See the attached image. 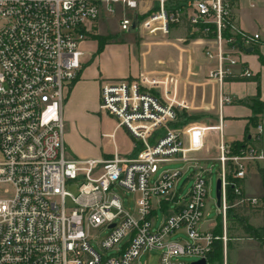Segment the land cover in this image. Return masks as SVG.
Listing matches in <instances>:
<instances>
[{"label": "built area", "instance_id": "1", "mask_svg": "<svg viewBox=\"0 0 264 264\" xmlns=\"http://www.w3.org/2000/svg\"><path fill=\"white\" fill-rule=\"evenodd\" d=\"M117 4L124 12L122 29H129L137 13L142 32L189 26L190 34L198 33L206 56L215 61L210 78L253 75L242 55L264 42V28L240 26L235 0H0V264H141V255L155 249L161 251L159 264H193L181 260L189 255L215 264L209 254L219 239L221 264H233L227 246L228 167L233 163V178L244 179L249 164L264 159V146L232 154L223 117L174 126L179 111L190 106L178 96V78L140 73L103 80L100 108L140 148L132 157L67 155L63 105L82 67L81 41ZM127 10H134L132 18ZM232 101L222 93L221 104ZM258 128L255 136L262 140V124ZM212 129L219 131L222 235L200 227L212 170L199 153ZM177 161L187 168L157 175L163 164ZM191 167L193 183L180 198L176 185ZM72 180L81 181L77 194L66 188ZM115 187L137 194L134 213L125 210ZM235 190L242 195L240 186ZM245 201L259 205L255 197ZM158 209L164 218L154 230ZM180 232L189 241L172 239Z\"/></svg>", "mask_w": 264, "mask_h": 264}, {"label": "crops", "instance_id": "2", "mask_svg": "<svg viewBox=\"0 0 264 264\" xmlns=\"http://www.w3.org/2000/svg\"><path fill=\"white\" fill-rule=\"evenodd\" d=\"M234 18L240 26L246 29L264 28V0H235ZM96 26L95 23V32L81 41V48L84 51L82 67L78 77L66 91L63 116L67 122L72 124V132H67L65 135L66 145L71 156L77 159H107L112 158L115 153L122 157H132L137 154L140 142L126 127L118 125V120L114 115L100 108L101 82L105 79L134 77L140 73L161 76L169 72L157 73L155 69H150L147 66L145 58L147 50L144 48V44L152 42L154 37L148 41L136 39L133 42L112 37L104 41L100 48V40L96 34L104 33H100ZM196 41L204 44L201 39H196ZM196 54L192 56L188 54L186 58L183 57L178 67L179 72H185V76L181 77L184 81L178 88V95L179 98L188 101L190 106L186 109L193 112L209 113L207 119L214 118L213 123H217L220 117H223L224 137L229 142L237 139L242 140L247 133L248 125L250 126V135L255 136L259 133L258 126L249 124L253 112L246 100L253 96H260L264 99V42L252 47L251 51L246 50L242 55L243 61L253 71L254 77L249 79L219 81L210 78L208 73L214 67L215 61L209 59L212 64L206 70L205 64H197L195 61ZM222 93L232 95L233 101L221 104ZM260 124H262L261 135L264 143V115ZM86 125L90 129L96 130V139L92 138L94 141L92 145L88 143L89 148H86L83 138L85 136L83 128ZM121 127L132 137L133 145L123 146L116 140L115 133ZM215 136L219 138V131L214 130L212 133L209 130L207 132L205 148L199 153L201 157L215 159L218 156L219 141L215 143ZM104 137H109L108 141H104ZM76 138L82 139V144H77ZM254 166L258 168L263 184L261 189L252 195L247 191V178ZM243 180V194L249 198H258L259 206H261L264 201V159L250 163L247 175ZM256 220L264 230V216H258ZM205 230L213 231L209 228ZM181 233L183 232L178 234ZM260 243L264 249V241ZM228 254L230 255V253Z\"/></svg>", "mask_w": 264, "mask_h": 264}, {"label": "rangeland", "instance_id": "3", "mask_svg": "<svg viewBox=\"0 0 264 264\" xmlns=\"http://www.w3.org/2000/svg\"><path fill=\"white\" fill-rule=\"evenodd\" d=\"M127 14L129 17H133L134 10H127ZM124 17V12L121 4L116 5V12L114 13H103L99 19L97 20L96 29L99 30L100 33L104 34H111L113 37L117 38L118 40L125 39L129 42H133L136 39L148 41L150 38L153 41L150 43H145L144 48H146V63L148 68L155 69L157 73L161 72H169L165 73L163 76L166 75H173L174 77L178 78V88L181 83H183V79L181 77L185 76V72L181 73L178 70L180 61L183 57H187L188 54L191 56L196 54L195 61L200 64H205V69L208 70L212 63H210L209 58H207L206 54L204 53V44H200L196 41L199 37H191L188 33V30L185 26H172L168 33H163L158 31L156 33H147L142 32V30H137L136 32H130L129 30H125L121 28L120 20ZM188 49V50H187ZM186 62V61H184ZM208 62V63H207ZM191 78V77H190ZM186 80V79H185ZM179 96V95H178ZM191 117L186 121V123L182 125H187L190 123H206L210 124L214 122V118L207 119L209 113L206 112H193L189 111ZM181 126V125H180ZM72 124L71 122H67L65 120V135L66 133L72 132ZM214 133V130H211ZM84 133V140L86 144V148H89L92 145V138L96 139V130L90 129L87 125L83 128ZM116 140L121 145H133L134 141L132 137L126 133L125 129L121 127L119 130L116 131ZM109 137H104V141H108ZM214 140V139H213ZM87 141V142H86ZM215 143H218L219 138L215 136ZM77 144H82V139L76 138ZM95 144V143H94ZM67 147V145H66ZM216 149V146H214ZM67 155L68 157L74 158L71 156L68 147H67ZM219 155V152H218ZM213 158V157H212ZM202 165L206 166L207 169H211L212 173L209 174L207 177L209 179V193L206 198V204L204 208V217L201 221V228L202 229H214L218 224V214L221 208L217 202V181L219 179V172H220V162L218 160H206L204 158L201 161ZM187 163L184 161H177L163 164L160 167V170L157 175L164 173L165 171H174L178 169H185L187 168ZM193 167L187 169L185 174L183 175L182 179L177 183L176 188L177 190L182 189L179 192L180 198L187 196L189 187L193 183ZM81 181L79 180H72L66 183V188L73 194L78 193L79 185ZM263 184L262 177L258 168L254 166L249 173L247 178V191L249 194H256ZM115 192H117L123 201V205L125 210L129 211L130 213L135 212V203L137 194L130 192L128 190L122 189L120 187H115ZM253 205V204H252ZM173 206V203H171ZM256 206V205H253ZM250 219L249 223L254 226H259V221L256 220V215L249 211ZM164 218V212L162 209H158L157 213L153 217L154 223V230H156L162 223ZM227 222V236L229 240V236H232L230 239V245L228 247V253H230L229 257L233 264H264V249L260 245V241L258 240H251L250 237L242 230L238 223H234V220L230 221L226 220ZM229 229V230H228ZM229 231V234H228ZM105 232L100 233L98 236L103 237ZM242 235V239H238V236ZM172 239H181L182 242L189 241V237L185 233L175 234L172 236ZM228 246V243H227ZM231 250V252H230ZM111 253V252H110ZM161 255L160 250H152L150 252H146L141 255L139 258V262L141 264H159V258ZM197 256H183L181 260L186 262H194L198 260Z\"/></svg>", "mask_w": 264, "mask_h": 264}, {"label": "trees", "instance_id": "4", "mask_svg": "<svg viewBox=\"0 0 264 264\" xmlns=\"http://www.w3.org/2000/svg\"><path fill=\"white\" fill-rule=\"evenodd\" d=\"M189 33L190 27H186ZM190 34V33H189ZM198 33L190 34L191 37H196ZM96 36L100 40V48L102 47L104 41L108 40L109 38H112L113 35L111 34H96ZM254 75L251 76H242V75H231L227 76L226 79H249L253 78ZM246 102L250 105L252 108V116L250 117V123L251 125L258 126L260 124L261 118L264 115V99H262L260 96H253L246 100ZM191 117L189 114V111L187 109H183L179 111V117L177 120L173 121L172 124L174 126H180ZM250 126H247V133L245 137L242 140H233L230 142L231 145V152L232 154H240L242 150L249 146L254 145L257 147H263L264 143L263 140L257 139L256 136L250 135ZM229 179L230 183L227 186V200L229 202V207L227 210V218L228 220L232 221L234 220V223H238L242 230L252 239H257L260 242L263 243L264 241V230L261 228V226H254L251 223H249V219L251 216L247 214L249 211H251L253 214L258 216H264V201L261 206L256 205L253 206L250 202L245 201L241 202V199L245 196L243 194V179H236L233 178V173L235 172V166L233 163L229 164ZM240 186L242 189V195H239L236 193L235 187ZM229 230V229H228ZM213 232L217 235L223 234V218L221 215L218 214V224L213 229ZM229 234V231H228ZM242 235L238 236V239H242ZM232 236H229L228 240V247L230 245V239ZM223 258V240L219 239L214 242L213 250L209 254V261L211 263H217L221 264Z\"/></svg>", "mask_w": 264, "mask_h": 264}, {"label": "water", "instance_id": "5", "mask_svg": "<svg viewBox=\"0 0 264 264\" xmlns=\"http://www.w3.org/2000/svg\"><path fill=\"white\" fill-rule=\"evenodd\" d=\"M130 32H136L138 30V15L137 13L134 16L133 23L128 29ZM248 51L252 50V47L247 48ZM217 202L218 205H221V198H222V182L221 179L219 178L217 181ZM193 264H207L206 259H200L198 261L193 262Z\"/></svg>", "mask_w": 264, "mask_h": 264}]
</instances>
